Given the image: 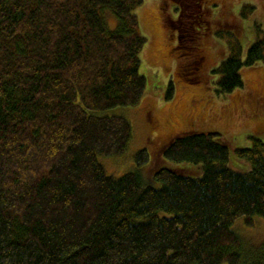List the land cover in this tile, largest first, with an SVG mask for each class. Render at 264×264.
Segmentation results:
<instances>
[{"label": "trees", "instance_id": "obj_1", "mask_svg": "<svg viewBox=\"0 0 264 264\" xmlns=\"http://www.w3.org/2000/svg\"><path fill=\"white\" fill-rule=\"evenodd\" d=\"M173 1L179 18L171 28L182 32L173 25L184 20L197 36L209 29L204 0ZM142 3L0 0V264L252 260L244 261L232 227L239 219L250 226L264 218L260 140L234 150L245 165L237 170L219 134H176L161 156L190 166L194 176L155 167L149 178L139 169L113 177L98 160L121 155L132 136L129 122L109 111L134 107L144 96L139 70L146 38L135 13ZM111 15L118 21L113 31ZM241 52L236 43L211 72L218 94L242 88L241 69L264 63L259 26L244 59ZM201 58L195 52L191 67ZM171 91L170 82L166 98ZM147 157L137 152V167Z\"/></svg>", "mask_w": 264, "mask_h": 264}, {"label": "rangeland", "instance_id": "obj_2", "mask_svg": "<svg viewBox=\"0 0 264 264\" xmlns=\"http://www.w3.org/2000/svg\"><path fill=\"white\" fill-rule=\"evenodd\" d=\"M204 1L210 20L207 31L199 30L197 36L184 20L173 25L185 38L182 44L187 48L180 50L183 57L172 52L174 39L171 36L178 37V34L169 21L176 23L179 18L176 2L143 0L136 9L140 33L146 38L139 70L146 80V87L136 106L109 111L129 122L132 136L121 155L98 158L108 175L120 177L139 169L145 178H149L156 168L171 167L194 176L190 166H175L161 156L162 146L184 131L219 134L230 148V165L237 170L244 169L245 165L235 160L234 150L250 149L254 139L264 143V63L242 68L243 87L227 95L217 93V77L211 74L236 43L240 44L242 58H245L254 38L255 26L264 33V0ZM117 23L112 15L109 21L107 19L111 31L115 30ZM195 52L202 54L197 69L191 66L184 69L183 63L188 62ZM180 64L182 68L178 70ZM198 76L203 77L202 81L200 78L192 82L193 77ZM170 82L171 96L166 98ZM141 150H145L148 157L137 167L135 155ZM232 230L242 241L244 261L252 259L249 264H264V218H254L250 226L239 219ZM258 254L263 255L259 262L254 258Z\"/></svg>", "mask_w": 264, "mask_h": 264}, {"label": "flooded vegetation", "instance_id": "obj_3", "mask_svg": "<svg viewBox=\"0 0 264 264\" xmlns=\"http://www.w3.org/2000/svg\"><path fill=\"white\" fill-rule=\"evenodd\" d=\"M170 22V21H169ZM171 23V22H170ZM172 24V23H171ZM173 33V32H172ZM177 34H178V37L176 36L175 37V34H172V38L174 39V47L172 48V52H174L175 54H178V55H181L182 56V54H180V50H181V48H185V47H183V46H185L184 44H182V40H181V35H180V32H179V30H177ZM181 45H182V47H181ZM201 56H202V54H201ZM183 57V56H182ZM202 61V58L200 59V62ZM184 64L185 65H190L191 66V63H190V61H188V62H184L183 63V66H184ZM181 65V64H180ZM180 65H179V68H180ZM179 68H178V70H179Z\"/></svg>", "mask_w": 264, "mask_h": 264}]
</instances>
